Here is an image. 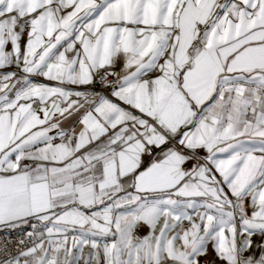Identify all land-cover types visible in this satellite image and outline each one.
<instances>
[{
	"label": "snow or ice",
	"instance_id": "snow-or-ice-1",
	"mask_svg": "<svg viewBox=\"0 0 264 264\" xmlns=\"http://www.w3.org/2000/svg\"><path fill=\"white\" fill-rule=\"evenodd\" d=\"M0 233V264H264V0H0Z\"/></svg>",
	"mask_w": 264,
	"mask_h": 264
},
{
	"label": "crops",
	"instance_id": "crops-1",
	"mask_svg": "<svg viewBox=\"0 0 264 264\" xmlns=\"http://www.w3.org/2000/svg\"><path fill=\"white\" fill-rule=\"evenodd\" d=\"M147 231H148V229H147V227H144V228H142L140 231H139V235H144V234H146L147 233ZM87 251V250H86ZM211 256H212V253H211V246H209V257H206V258H211Z\"/></svg>",
	"mask_w": 264,
	"mask_h": 264
},
{
	"label": "built area",
	"instance_id": "built-area-1",
	"mask_svg": "<svg viewBox=\"0 0 264 264\" xmlns=\"http://www.w3.org/2000/svg\"><path fill=\"white\" fill-rule=\"evenodd\" d=\"M2 236H3V234L0 233V237H2ZM12 239H13V240L17 239V236L13 235V236H12Z\"/></svg>",
	"mask_w": 264,
	"mask_h": 264
}]
</instances>
